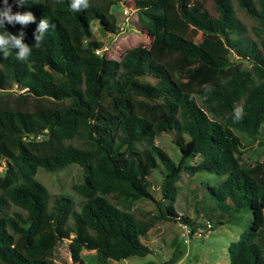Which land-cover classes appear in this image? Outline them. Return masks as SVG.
<instances>
[{"label": "trees", "instance_id": "obj_1", "mask_svg": "<svg viewBox=\"0 0 264 264\" xmlns=\"http://www.w3.org/2000/svg\"><path fill=\"white\" fill-rule=\"evenodd\" d=\"M111 1L121 0H89L87 9L74 12L71 0L21 6L8 0L13 13L30 12L35 22L0 27V34L22 30L32 49L27 60H18L15 49L7 58L0 53V92L19 85L17 101L62 104L0 106V264H57L53 251L62 241L72 264L81 263L82 250H94L102 264L144 256L151 248L141 237L157 220L185 222L192 235L199 224L173 205L182 171L224 176L209 187L217 202L252 212L249 227L228 246L227 264H264V158L242 165L231 131L254 137L264 126V0H135L150 42L120 59L95 52L104 40L91 29L97 21L108 33L119 31ZM237 11L253 20L251 35L243 34ZM41 19L55 28L37 47L33 33ZM237 106L244 110L240 121ZM161 132L177 133L176 163L154 143ZM71 163L87 168L73 184L81 196L77 209L67 196L50 199L35 176L38 167L55 171ZM159 163L169 203L143 219L131 205L154 199L147 176Z\"/></svg>", "mask_w": 264, "mask_h": 264}, {"label": "rangeland", "instance_id": "obj_2", "mask_svg": "<svg viewBox=\"0 0 264 264\" xmlns=\"http://www.w3.org/2000/svg\"><path fill=\"white\" fill-rule=\"evenodd\" d=\"M135 0H121L113 3L111 1L110 10L115 15V24L119 31L116 34L108 33L100 28L97 21L93 22L91 29L97 39H103L104 44L100 49L105 57L120 59L124 52L136 45L148 46L149 36L140 26L137 20V13L134 8ZM124 9H129L128 14H124ZM240 24L245 27L243 34L251 35V25L253 20L242 11H237ZM242 34H232L235 38ZM234 56V52L232 54ZM244 65H249L247 61ZM23 87L14 85L9 94L0 92V106H23L28 109L43 106H59L62 103L47 98H32L27 101H17L16 98L23 94ZM66 102V101H65ZM175 131V129L173 130ZM235 136L236 155L244 166H252L264 158V148L261 140L264 138V126H262L256 136L250 137L246 133L238 130H231ZM176 132H161L154 139V143L167 152L175 163L181 153L174 143ZM186 140L188 135L184 137ZM200 157L196 155L190 163H196ZM4 170V161L0 166V174ZM87 168L83 169L75 163H71L60 170L47 171L38 167L36 178L45 185L50 195V199L58 196H67L73 202V209L78 208L81 196L73 188V184L81 183ZM164 176L163 165L159 163L154 168L147 179L150 182V191L154 199L144 198L133 202L131 210L143 219L149 215H156L163 207L167 206L169 200L163 197L160 190V183ZM224 176L215 173L198 171L194 175L182 171L177 184L176 200L173 203L176 211L182 216L188 215L193 218L203 228L200 223L209 221L212 225L205 230L201 236L188 238L186 242L180 237L179 222L176 220H157L150 230L141 237V240L148 244L151 252L144 255H131L119 260L107 259L103 264H227L229 263L228 246L236 241L240 234L246 230L252 219L251 208L242 207L239 211H234L228 201L217 202L209 187H213ZM162 204L163 206L159 205ZM198 211V216L197 212ZM82 261L80 264H102L101 259L96 257L94 250H82ZM53 257L57 264H72L68 242L62 241L57 244L53 251Z\"/></svg>", "mask_w": 264, "mask_h": 264}, {"label": "clouds", "instance_id": "obj_3", "mask_svg": "<svg viewBox=\"0 0 264 264\" xmlns=\"http://www.w3.org/2000/svg\"><path fill=\"white\" fill-rule=\"evenodd\" d=\"M17 6L25 4V0H16ZM70 7L72 11L79 12L89 7V0H71ZM35 22V17L30 12H12L11 5L8 4V0H4V7L0 10V27H5V23L9 25L19 24L23 27ZM55 28V24H50L48 20L41 19L33 33L35 46L39 47L40 43L44 39L45 33L50 29ZM25 33L21 30L18 34H11L7 32L0 34V53L4 58L9 55L10 49H15L18 60H27L31 55V47L24 42ZM208 88L209 86H205ZM244 110L241 106H237L234 109V120L240 121L243 119Z\"/></svg>", "mask_w": 264, "mask_h": 264}, {"label": "built area", "instance_id": "obj_4", "mask_svg": "<svg viewBox=\"0 0 264 264\" xmlns=\"http://www.w3.org/2000/svg\"><path fill=\"white\" fill-rule=\"evenodd\" d=\"M124 14L129 13V9H124L123 11ZM96 53H100V50H95ZM39 137V136H38ZM211 226V223L207 221L206 226L203 228L201 227H196L194 229L193 234L191 235V227L185 222H179V227H180V237L182 238L183 242H186L188 238H191L193 236H201L205 230H207ZM191 236V237H190Z\"/></svg>", "mask_w": 264, "mask_h": 264}]
</instances>
